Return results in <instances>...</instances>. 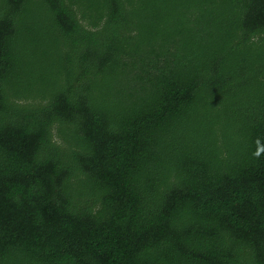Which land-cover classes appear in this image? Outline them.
Masks as SVG:
<instances>
[{
	"label": "trees",
	"instance_id": "obj_1",
	"mask_svg": "<svg viewBox=\"0 0 264 264\" xmlns=\"http://www.w3.org/2000/svg\"><path fill=\"white\" fill-rule=\"evenodd\" d=\"M258 149L264 0H0V264H264Z\"/></svg>",
	"mask_w": 264,
	"mask_h": 264
},
{
	"label": "clouds",
	"instance_id": "obj_2",
	"mask_svg": "<svg viewBox=\"0 0 264 264\" xmlns=\"http://www.w3.org/2000/svg\"><path fill=\"white\" fill-rule=\"evenodd\" d=\"M258 143V141H257ZM261 151H264V149H258L255 153H253L254 157L259 158L261 155Z\"/></svg>",
	"mask_w": 264,
	"mask_h": 264
}]
</instances>
